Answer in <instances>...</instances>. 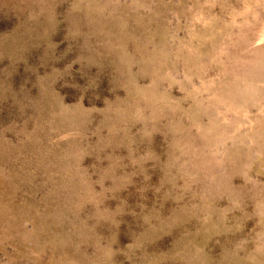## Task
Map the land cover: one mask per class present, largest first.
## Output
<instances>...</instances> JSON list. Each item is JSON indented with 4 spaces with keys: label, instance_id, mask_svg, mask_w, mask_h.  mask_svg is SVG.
<instances>
[{
    "label": "clouds",
    "instance_id": "obj_1",
    "mask_svg": "<svg viewBox=\"0 0 264 264\" xmlns=\"http://www.w3.org/2000/svg\"><path fill=\"white\" fill-rule=\"evenodd\" d=\"M0 264H264V0H0Z\"/></svg>",
    "mask_w": 264,
    "mask_h": 264
}]
</instances>
